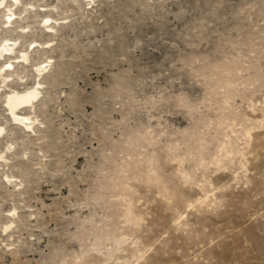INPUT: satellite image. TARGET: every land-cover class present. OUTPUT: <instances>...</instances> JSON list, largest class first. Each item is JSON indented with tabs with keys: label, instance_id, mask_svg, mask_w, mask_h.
I'll list each match as a JSON object with an SVG mask.
<instances>
[{
	"label": "rangeland",
	"instance_id": "374dc122",
	"mask_svg": "<svg viewBox=\"0 0 264 264\" xmlns=\"http://www.w3.org/2000/svg\"><path fill=\"white\" fill-rule=\"evenodd\" d=\"M0 4V264H264V0Z\"/></svg>",
	"mask_w": 264,
	"mask_h": 264
},
{
	"label": "bare ground",
	"instance_id": "6f19581e",
	"mask_svg": "<svg viewBox=\"0 0 264 264\" xmlns=\"http://www.w3.org/2000/svg\"><path fill=\"white\" fill-rule=\"evenodd\" d=\"M0 6H1V4H0ZM7 50L9 51V49H7V47L5 46V44H2L0 46V54L4 53ZM24 58H25V56L22 57V59H24ZM37 95H38V90L36 89V87L33 88L32 90L26 92V93H23V94H14V95H11V96H9L6 99L7 110L14 117L16 110H18V108L20 106L22 107L23 105H27V104L32 103L37 98ZM14 120H17L19 122H23L24 119L23 120H20V119H17L16 117H14ZM1 132H0V134H1Z\"/></svg>",
	"mask_w": 264,
	"mask_h": 264
}]
</instances>
